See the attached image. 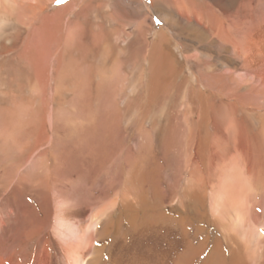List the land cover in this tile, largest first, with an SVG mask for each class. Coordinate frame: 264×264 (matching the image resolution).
Listing matches in <instances>:
<instances>
[{
	"label": "rangeland",
	"instance_id": "374dc122",
	"mask_svg": "<svg viewBox=\"0 0 264 264\" xmlns=\"http://www.w3.org/2000/svg\"><path fill=\"white\" fill-rule=\"evenodd\" d=\"M39 1L44 4L45 14L53 13L54 9L74 0H9L15 12H13V16L11 15L12 17L2 12L0 19L7 24H14L13 26L16 28V19L21 15V12L26 10V5L35 6ZM201 1L195 0V3L200 5ZM203 1H205L202 4L204 11L212 8L210 0ZM85 2L76 4L74 8L65 13L66 21L68 20L71 28L75 27L77 32L76 27L80 25V32L69 35L61 34L60 36L63 61L67 64L70 63L75 72L74 77H78L72 80L77 84L80 81L79 83L83 84L82 87L77 86V90L68 91L63 83L52 80L44 100L38 91L31 90L27 84L32 83L31 78H27L30 74L29 67L18 56L24 37H17L15 40L13 39L15 34H12L10 43L7 45L12 47L14 44L13 47L16 49H12L13 51H10L8 55L0 57V138L4 141L1 143L0 140V183L5 177L9 178L14 172L13 169L15 170L13 160H10L11 164L7 162L17 155L13 141L17 140L19 144H24L25 131L29 127V123L35 122L37 130L42 129L45 137L48 138L46 143L38 149L43 157L40 162H36V166L43 167L44 165L46 170H51L55 157L60 158L59 160L64 163L60 174L63 179L72 181L76 185L74 192L80 199L81 207L84 206L83 201L86 200H90L87 201L90 208H87L92 211L93 208H98L110 200L115 202V207L104 216V220H101L97 226L98 235L95 244L99 249H103L102 259L108 261L110 252L117 245L118 237L115 235L117 228L121 229L128 242L133 233L129 229L128 219L124 215L125 210L118 202L121 197V193L118 191L127 189L126 195L132 197L137 192L135 188H139L138 191L140 194L142 193V198H139L142 206L138 207V210L129 211V213L138 218V221H145L147 209H152L155 215L154 225L159 233L158 255L166 251L167 257L173 256L176 260L182 261L181 264H203V261L207 260L212 252H215L217 244L221 246L220 248L224 247V237L215 226L216 219L211 214L212 195L219 191L225 172L230 170L233 164L236 166L235 162L238 159L234 156L236 152L231 150L228 152L224 149L221 152L225 153V156H222L216 164H213L211 157L208 161L209 169L206 172L210 173L211 179H208L209 174H204L205 170H202L203 167L200 165L197 168L198 173L194 175L198 177H192L189 180V185H186L185 180L188 179V172L191 168L185 166L183 157L180 160L175 154V148H180L183 152L179 143L184 142L186 136L185 130L177 125V120L182 119L181 113L186 110L188 98L193 99L199 93L218 94L219 98L215 99L214 105L211 104L221 111H236L234 114L236 120L245 119L246 133L251 137L257 135V138L255 137L257 148L260 147L261 152L264 153L263 131L259 121L261 120L259 116L264 115L261 113L264 112V0H237L235 7L230 10L234 15L231 18L222 12H217L243 57L240 58L239 65L236 66L235 75H231V71L230 73L222 71L219 78H223L224 81L215 78L209 79L211 85L207 88L202 86L199 71L202 66L208 70H211V66H217L216 59L211 53L218 55V51H214L213 47H209L203 39L195 38L193 34L179 35L180 37L169 34L162 18L153 13L149 0H139V6L137 5L145 17L142 23L124 19L122 9L125 8V4L130 5L127 0ZM213 7L215 8L213 10L217 11L218 7L215 5ZM23 9L24 11H22ZM171 18L174 16L171 15ZM231 21L235 23V26L230 25ZM16 29L19 30V28ZM66 37H70L71 42ZM206 47L210 51L203 52V48ZM154 48H158L159 54L164 51V54L168 55L172 62L170 65L180 70L178 76L183 79V82L181 84L178 81L176 88L170 87L168 90L163 87L156 88L149 81L148 57ZM66 49L70 50L66 52ZM207 52L211 53L206 55ZM245 57L248 61L244 66L242 61ZM12 62L19 65H13ZM11 75L14 77L12 78ZM25 75L27 76L25 77ZM105 75L106 77H104ZM245 76L249 79L245 80ZM215 80H220V82L212 88ZM245 81L251 82L245 83ZM8 83H10L9 87H7ZM12 84L14 85L12 86ZM244 84L245 86H243ZM32 87L34 89V86ZM187 90L190 91L188 95L185 94ZM78 91L80 94H73ZM186 97L187 99L184 100L183 98ZM195 100L193 99L191 102H195ZM19 104H27V106L25 105L22 110L18 111L15 106H20ZM237 107L238 110H236ZM48 110L54 114V118L51 120L52 124L46 120L43 121V118L38 120L32 117L37 112L40 116H44ZM187 117H191V114H187ZM197 139L195 137L194 140ZM183 146L185 147L184 144ZM190 151L192 165L198 163L199 154L194 156L193 148ZM3 152L5 156H2ZM211 153L212 151H210ZM262 164L264 165V162L260 160L259 166L261 167ZM133 165H139L143 181L140 185L136 183V186H133L130 177L128 178L129 169ZM118 166L121 175L114 173L110 176L109 172L115 171ZM21 168L22 173L26 175L23 165ZM85 169L90 171L88 170L84 174L83 170ZM27 175L32 174L27 173ZM254 175L250 176L252 180H255L252 178ZM189 186L191 190L185 192ZM252 186L248 187L250 196L248 204H244L246 209L244 212L247 213L249 224L256 225L258 234L264 239V196H260L261 193H264V180L261 188L255 189L254 185ZM198 188L201 189L202 196H199L194 190H198ZM5 190L0 192L4 197L8 192H4ZM84 203L86 204V202ZM139 211L141 212L138 214ZM86 214H83L82 211L80 215L88 217L89 213ZM248 222L246 221V224ZM139 223L142 225V222ZM222 224L224 225V223ZM227 225L225 223V226ZM44 234L48 236V231L46 230ZM219 245H217L218 248ZM167 246H170L169 249ZM198 248L201 250L200 254H187L184 258L185 261L177 257V254H180L184 249H192V252ZM263 248L264 242L259 246L260 250ZM163 263L160 258L159 264Z\"/></svg>",
	"mask_w": 264,
	"mask_h": 264
},
{
	"label": "bare ground",
	"instance_id": "6f19581e",
	"mask_svg": "<svg viewBox=\"0 0 264 264\" xmlns=\"http://www.w3.org/2000/svg\"><path fill=\"white\" fill-rule=\"evenodd\" d=\"M85 1L90 2L91 0L69 1L67 4H63V6L54 9L53 13L45 14L44 4L42 2L39 1L35 6L27 4L26 10L24 11L23 9L22 11L24 12H21V15L16 19L17 24L15 25L19 30L13 26L14 24H7V22L0 19V57L8 55L10 51H13L12 49H16V47H13L14 44L12 47L7 45V43H10L12 34H15L13 35V37H15L13 39L15 40L17 37H24L20 49L21 51L18 53V56L21 61L25 62L29 67L28 70L30 71V74L29 76L25 75V77H30L32 83H27L28 81L26 83L31 90L34 92L38 91L43 100L47 95L48 86L52 80H56L57 83H63V86H65L68 91H74L77 86L82 87L83 85L79 83V80L78 84L72 80L77 79L78 77H74L75 72L74 69L71 68L72 66H70V63L67 64L63 61V55L61 52L62 48L60 47V36L61 34L69 35L80 32V25L76 27L77 32L75 27L71 28L70 23L67 22L68 20L66 21L65 13L74 8L76 4H82ZM127 1L130 5L125 4V8L122 9L124 19L130 20L134 23H142V20L145 17L142 10L138 7L139 0ZM149 1L153 13L162 18V21L169 30V34L177 37H180L179 35L193 34L195 38L203 39L209 47H213L214 51H218V55L211 52L206 53V55H209L210 53L213 54L212 56L216 59L215 62L217 63V66H211V70H208L203 66L200 68V79L202 78L203 88L204 86L207 88L211 85L209 79H220L219 74L222 71H228L229 73L231 71V75H235L236 66L239 65L240 58L243 57V55L240 54V50L237 48L238 46L233 41L234 39L232 40L229 30H226L223 20L218 17L217 12L226 14L228 18L233 17L234 15L231 14L233 11L230 10L235 7L237 0H210V6L212 8L206 11H204L202 5L205 2L203 0L200 5L196 4L195 0ZM212 5L218 7V9H216L217 11L213 10L215 8ZM12 6L13 5H11L9 0H0V14L4 12L13 16L15 9ZM86 7L89 9L87 5ZM171 15L174 16V18H171ZM230 25L235 26V23L231 21ZM23 27H26V29H23ZM98 32L100 33V31ZM66 38H69L68 41H70V37ZM203 49V52H206V50L210 51L208 47ZM69 50L70 49H66V52ZM159 53L158 48L152 49L149 53L150 55L148 59L150 65L148 68L149 72H147L149 75V81L152 82L156 88L163 87L167 90L168 88L170 89V87L176 88L178 81H180L181 84L183 82V79L178 76V71L180 70H177V68L170 65L172 62L168 55L164 54V51H162L161 54ZM246 57L243 61L241 60L244 62V66L246 65L245 62L248 61ZM13 65L19 64L13 63ZM104 77H106V75ZM3 78H5V76H3ZM113 78L116 79L115 77ZM247 78L249 79V77L245 76V80H247ZM220 80H223V78ZM220 80H215L211 87H215ZM150 82L149 84H151ZM228 82H230V80ZM250 82L245 81V83ZM14 84H12V86ZM8 85L10 86V83L7 84V87H9ZM253 85L256 86L254 83ZM32 86H34V89H32ZM72 86H74L73 90ZM243 86H245V84ZM80 91L77 93L73 92V94H80ZM205 91L207 92L209 90ZM188 93H190L189 90L185 92L186 95H188ZM217 98H219L218 94L205 93H199L196 97H193V99H196L195 102H191V100H193L191 97L188 99L187 97L183 98L184 100L187 99L186 101H188V105L185 106L184 104L186 110L181 113L182 119L179 120L177 118V125L185 130L186 136L185 141L179 143V146L183 149L184 153L180 148H175V154L180 160L183 157L182 160L185 161V166L191 168L190 172H188V179L185 180L186 185H189V180L192 177H198L194 175L198 173L197 168L200 165L203 167L202 170H205L204 174H209L208 179H211L212 176L210 173L206 172L209 169L208 161L211 157L213 164H216L222 156H225V153L223 154L221 152L222 150L226 149L228 152L230 150L236 152L234 156L238 159V161L235 162L236 166L233 164V167L225 172L219 191L212 195L211 214L216 219L215 226L224 237V247L220 248L221 246L217 244L219 245V248L216 245L215 252H212L207 260L203 261V264H264V248L263 250L259 249V246L262 245L264 239L258 234L256 225L249 224V219L246 217L247 213L245 214L244 212V204H248V198L250 196L248 187L251 188L253 187L252 185H254L255 189L262 187L264 180V165L262 164L260 167L259 161L261 160L264 162V153L261 152L260 147L257 148V139H255V137L257 138V135L251 137L246 133L247 128L245 119L236 120L234 119L236 111H221V109L213 106V102ZM211 103H213V105ZM22 105L15 106V109L20 111L25 105L27 106V104ZM236 110H238V107ZM49 111L50 110H48L44 116H40L37 112L32 117L38 120L43 118V121L46 120L48 123L52 124L51 120L54 118V114L52 111ZM244 112L246 113V111ZM186 113L191 114V117H187ZM259 118H261L259 121L261 130L263 131V139L264 115H260ZM37 123H39V121H37ZM36 125L35 122L33 124L32 122L29 123V127L25 131L26 138L23 140L24 144H19L17 140L13 141L17 155L7 160V162L10 163V160H13L12 163L13 166L15 165V170L13 169L14 172L12 175L10 174L12 177H5L0 183V192L3 189H6L4 192L8 191L6 192L7 195L5 197L0 194V264H159L160 258H162V261L165 264L182 263V261L176 260L173 256H171V258L167 257L166 251L158 255L157 241L159 233L154 225L155 215L153 214L152 209H147L145 221H138V218H135L133 214L131 215L129 213V211L134 209L138 210V207L142 206L141 201H139V198H142V193L140 194L138 191L139 188L135 187L134 188L137 192L135 196L132 197L126 195L127 189L124 191H122V189L121 191H118L121 193L120 201L118 202H120L121 207L125 210L124 215H126V218L128 219L129 229L133 232L130 236V241L128 242V239L123 236L121 229L117 228L115 231V235L118 237L117 245L110 252L108 261L102 259L103 249H99L95 244V239L98 235L97 226L101 220H104V216L112 211L115 207V202L110 200V202L108 201V203H105L98 208H93L92 211L87 208H90V204L87 202L90 200H86L83 201L84 206L81 207L80 199L76 197L74 192L76 185L73 184L72 181L63 179L62 174H60V170H62V166H64V163L59 160L60 158L58 159L55 157L51 170H46L44 165L43 167L36 166V162H40L43 157L38 149H40L41 145L45 144L48 139L45 137L42 129L37 130ZM174 134H176V131H174ZM195 137L198 138L196 141L194 140ZM0 140L1 143H4L1 138ZM192 148L195 150L194 156L197 154L200 156L198 158V163L193 165L190 151ZM209 148L210 151H212L211 154L210 151L208 152ZM37 150L38 152L36 153ZM82 150L84 151V149ZM4 154L5 153L3 152L2 156H5ZM21 162H23V164H20ZM22 165L24 166L23 170H25L26 175L22 173V168L20 169ZM73 169L75 170V168ZM88 170H83V173L86 174ZM129 170L130 173L128 178L130 177L133 186H136V183L137 185L138 183L140 185L143 181L141 180L139 165H133ZM113 171L111 170V172H109L110 176L114 175V173L119 176L121 175L119 166L114 172ZM27 173L32 175L29 176ZM253 174L255 175L252 176V178L255 180L250 178ZM212 175L216 177V175ZM190 190L191 187L189 186L186 188L185 192H189ZM194 190L199 196L203 195L201 189L198 188L199 191L197 189ZM260 196H264V193H261ZM84 202H86V204ZM82 211L85 215H87L86 213H89V216L81 217L80 214ZM140 212L141 211H139L138 214ZM137 221L138 223H136ZM246 221L248 222L247 224ZM139 222H142V225ZM222 223H224V225ZM225 223L228 225L225 226ZM46 230L48 231V236H46L47 234H44ZM167 247L169 249L170 246ZM191 250L192 249H184L180 254H177V257H180V260H183L186 258L187 254L197 255L200 254L199 252L201 251L200 248L193 250L192 252Z\"/></svg>",
	"mask_w": 264,
	"mask_h": 264
}]
</instances>
